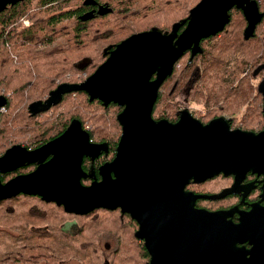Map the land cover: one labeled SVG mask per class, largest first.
Instances as JSON below:
<instances>
[{"label":"water","instance_id":"water-1","mask_svg":"<svg viewBox=\"0 0 264 264\" xmlns=\"http://www.w3.org/2000/svg\"><path fill=\"white\" fill-rule=\"evenodd\" d=\"M234 6L244 11L249 39L261 19L254 1L200 0L170 31L153 27L130 35L109 46L107 59L85 80L61 83L45 100L31 103L30 111L37 114L68 93L84 91L90 101L119 105L122 134L116 154L99 167L100 180L94 165L86 172L84 158L94 162L108 153L109 144L93 141L75 118L62 134L34 150L21 144L5 150L1 174L32 163L37 168L0 182V200L35 195L76 215L120 209L139 224L135 237L145 242L147 264H264V206L256 204L239 222L231 218L236 207L211 211L197 206L198 199L239 192L240 179L264 161V132L231 130L224 118L204 124L188 108L176 122L153 116L159 89L176 63L187 51L190 60L201 53L202 40L224 30ZM6 102L0 94V109ZM220 174L234 176L235 182L218 194L187 188ZM83 178L92 182L86 185Z\"/></svg>","mask_w":264,"mask_h":264},{"label":"trees","instance_id":"trees-1","mask_svg":"<svg viewBox=\"0 0 264 264\" xmlns=\"http://www.w3.org/2000/svg\"><path fill=\"white\" fill-rule=\"evenodd\" d=\"M91 1H108L109 6L96 13L88 12L92 6L85 0H17L0 11V94L7 100L0 110V155L15 144L40 146L78 118L93 141L109 143L105 158L114 156L122 132L119 105L90 101L84 91L68 93L49 111L37 114H32L30 104L45 100L60 83L85 80L106 60L109 46L153 27L170 30L200 0ZM23 17L29 25L23 24ZM241 17L232 18L227 42L234 48L239 45L237 51L251 58L254 39L237 32ZM224 37L222 31L204 39L201 53L192 60L187 53L178 61L161 88L155 118L178 117L175 96L185 87L196 102L216 104L213 95L222 96ZM229 180L222 175L201 185L204 190L219 189ZM72 221L78 223L75 232L63 227ZM136 229L131 215L122 216L119 210L101 208L76 215L40 196L21 194L0 201V264H63L71 259L104 264L106 258L109 264H146L150 254L135 237ZM107 236L117 239L109 253L102 241Z\"/></svg>","mask_w":264,"mask_h":264},{"label":"flooded vegetation","instance_id":"flooded-vegetation-1","mask_svg":"<svg viewBox=\"0 0 264 264\" xmlns=\"http://www.w3.org/2000/svg\"><path fill=\"white\" fill-rule=\"evenodd\" d=\"M15 1L17 0H0V11L8 8ZM251 1H254L257 4L259 13L261 15V19L256 25V28L250 37L254 39L253 53H252L251 58H246L245 54H243L241 50L237 51L240 48L239 45H237V48H234L227 42V40L229 39V34L231 32V28L229 27V24L232 23L233 17H238L239 19L241 16H243L244 19H242L241 17V20L240 21L238 20L239 24L237 25V32H240V33L243 32L242 34L244 35V37H245V30L248 27V21L245 17L243 9L234 6L230 10V14H231L230 21L223 30L224 35H225L224 39H225L226 44H225V53H224V61H223L224 67L222 70L223 86L220 89L222 90V96H220L219 94L220 96L219 98L213 95V99L217 101L216 104L206 103L203 101L196 102L195 100L191 99V96H190V93L192 91L191 89H189V91H188V88L186 87L183 89H179L176 93L175 101L178 102L180 107L177 110L178 117L175 120H173V122L178 121L180 112L183 109L188 108L190 112L192 113V115L200 119L204 124H207L217 118H224L226 121L229 122L231 130L239 129L242 131L254 132L256 134H260L264 132V0H251ZM85 3H89L90 6H92V8L89 9L88 12L100 13L99 11L105 10L109 6L108 1L101 2V1L85 0ZM47 6L48 5H45V7ZM22 22L24 25H29L30 21L27 17H23ZM184 27H182L180 31H182ZM203 40L201 42V47L203 45L202 44ZM111 46H114V45H111ZM107 51L108 49L106 50V52ZM187 53H189L191 56V51H187L185 54ZM175 67H174V70H175ZM167 79L163 82V84L167 81ZM163 84L161 85L159 89V94H160ZM190 87L193 88L194 86L191 85ZM180 93H186V103H184L182 100L176 99L177 95ZM218 102H219V106H217ZM193 104L195 105L194 106L195 108H192ZM246 122L249 124H247ZM22 146H24L28 150H34L40 147V146H33L30 148L25 145H22ZM109 150H110V145H109ZM108 153L101 154L99 157H97L94 160V162L89 157H85L83 160V169L86 172H89L91 170V166L94 165V172L96 174L97 179L100 180L101 176L99 174V167L103 165L104 163L113 160V158L115 157L114 155L110 159L105 158V155H107ZM115 154H116V151H115ZM89 162H90V166L88 165ZM258 167L259 168L255 172L249 171L246 174V176L243 177V179H240L239 192L237 194H229L226 197L220 198L217 200H210L206 198L198 199L197 206L206 208L211 211L228 210V209L236 207L237 211L235 210L233 212L231 218L234 222H239L240 216L244 214V212H248L252 210V208L257 206L256 204L264 206V161L261 162ZM36 168H37V164L32 163V164H26L24 166H21L15 169L14 171L8 172L6 174L0 173V182L5 183L8 179L16 175L30 173ZM222 175L223 174H220L218 176H222ZM4 176L6 177L4 178ZM223 176L230 180L227 182V184L222 185L219 189H212V190L203 189L201 184L205 183L206 181L210 179L202 183H192L188 185V186L192 185V188H188V186L187 188L198 194H210V195L218 194L224 189L231 187L235 182L234 176H225V175ZM82 182L88 185L92 182V179L83 178ZM21 194H24V193H21ZM21 194L16 195L14 197L6 198L0 201L10 200L16 197H20ZM24 195H28V194H24ZM116 210H119L121 212L120 209H116ZM112 211H115V210H112ZM136 223H137V229H138L139 224L137 221ZM1 226H2L1 227L2 229H7L5 225H1ZM144 245H145V242H144ZM105 247L106 249H108V243L105 244ZM149 260L146 262V264L149 262Z\"/></svg>","mask_w":264,"mask_h":264},{"label":"rangeland","instance_id":"rangeland-1","mask_svg":"<svg viewBox=\"0 0 264 264\" xmlns=\"http://www.w3.org/2000/svg\"><path fill=\"white\" fill-rule=\"evenodd\" d=\"M176 99H179V100H182L184 103H186V93H180L177 95ZM195 105L193 104L192 105V108H195L194 107ZM120 124V123H119ZM85 125V124H84ZM121 126V125H120ZM119 126V127H120ZM122 127V126H121ZM120 127V128H121ZM119 129V128H118ZM122 134V132H121ZM121 136V135H120ZM63 227H65V229L69 232H75L76 229L78 228V223L77 221H72V222H68L66 224L63 225ZM103 241V244H104V247H105V244L108 243V249H106V253H109L110 250L116 245L117 243V239L115 237H105L102 239ZM39 264H45V263H39ZM47 264V263H46ZM64 264H81L78 260L76 259H71V260H68L66 262H64Z\"/></svg>","mask_w":264,"mask_h":264},{"label":"built area","instance_id":"built-area-1","mask_svg":"<svg viewBox=\"0 0 264 264\" xmlns=\"http://www.w3.org/2000/svg\"><path fill=\"white\" fill-rule=\"evenodd\" d=\"M2 109H3V107L0 110H2Z\"/></svg>","mask_w":264,"mask_h":264}]
</instances>
